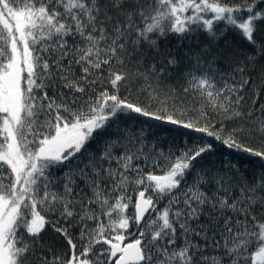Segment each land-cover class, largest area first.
<instances>
[{"label":"snow or ice","instance_id":"snow-or-ice-1","mask_svg":"<svg viewBox=\"0 0 264 264\" xmlns=\"http://www.w3.org/2000/svg\"><path fill=\"white\" fill-rule=\"evenodd\" d=\"M0 264H264V0H0Z\"/></svg>","mask_w":264,"mask_h":264},{"label":"trees","instance_id":"trees-1","mask_svg":"<svg viewBox=\"0 0 264 264\" xmlns=\"http://www.w3.org/2000/svg\"><path fill=\"white\" fill-rule=\"evenodd\" d=\"M223 24L221 23L217 27V31L222 30ZM200 43L201 44H207L209 43L207 37L203 34L200 35L199 37ZM220 47L223 48L226 44L230 45L234 49H238L240 51H244L243 44L244 41L241 39V37L234 32H228L226 36H224L220 40ZM134 98V97H133ZM189 106H192L193 104L199 106V100H193L191 98L188 99L187 101ZM210 111V110H209ZM214 118V117H213ZM143 121L145 125L147 124H153L156 127L153 129L154 132L157 133L156 139L152 141V144H155L157 146V150L163 149L165 152H168L169 150L175 151L177 148H179L182 144H186L188 142V137L192 136L194 138H199L203 134H197V133H191L188 132V130L181 129L177 126L173 125H168L164 123H159L156 121H151L148 120L145 117H140L135 114H133V119L130 121V126H135L139 127V125H136V121ZM163 131H160V130ZM227 130V129H226ZM204 140H209L211 138L209 137H203ZM217 146L219 148V144L217 142ZM95 147V144L93 145ZM151 146L149 147V151H151ZM221 151H227L226 149H220ZM241 155V154H237ZM256 162V164H259V159L258 158H250ZM162 167L164 165V161L160 160L158 161ZM151 164V162H149ZM162 167L155 169L156 174H162ZM252 170V169H250ZM46 241L51 244L53 250L55 252H61L65 250L64 248V241L62 239L57 240L56 239V234L49 231L45 237Z\"/></svg>","mask_w":264,"mask_h":264}]
</instances>
